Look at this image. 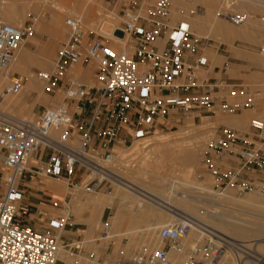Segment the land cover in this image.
Wrapping results in <instances>:
<instances>
[{
	"label": "built area",
	"instance_id": "obj_1",
	"mask_svg": "<svg viewBox=\"0 0 264 264\" xmlns=\"http://www.w3.org/2000/svg\"><path fill=\"white\" fill-rule=\"evenodd\" d=\"M122 7L120 29L126 43L119 49L87 29L80 18L66 19L68 37L52 67L34 72L42 92L59 96L62 102L32 118L4 111L1 103L23 91L25 77L9 69L34 34L37 17L30 14L22 26L0 21V72L7 77L0 89V264H65L63 249L83 256L84 240L74 245L61 239L71 215L65 202L49 201L50 208L63 211L47 216L53 232L38 230L20 218L27 208L25 188L30 181L65 182L73 192L111 189L122 183L118 173L132 159L125 152L129 144L152 130L187 117L236 116L256 106L258 95L249 85L210 80L201 53L208 38L195 34L186 19L173 18L172 0H129ZM223 16L235 26L248 20L244 13ZM115 30L111 37L119 39ZM90 63L97 69L93 84L85 85L75 70ZM263 132L264 119L259 117L250 120L245 134L218 126L203 156L216 191L233 186L239 192L264 195V147L256 142L264 140ZM225 156L235 165L230 170L218 164ZM189 223L181 218L162 226L157 232L160 247L142 246L126 260L121 253L116 264H174L172 254L184 255L183 264H218L228 247L236 256L251 252L242 242L233 244L212 231L203 232V241L185 250ZM109 232L110 223L104 222L101 238ZM102 240L92 242L100 247ZM248 256L255 264H264L263 256ZM85 257L93 263L98 260L94 252Z\"/></svg>",
	"mask_w": 264,
	"mask_h": 264
},
{
	"label": "bare ground",
	"instance_id": "obj_2",
	"mask_svg": "<svg viewBox=\"0 0 264 264\" xmlns=\"http://www.w3.org/2000/svg\"><path fill=\"white\" fill-rule=\"evenodd\" d=\"M17 1L18 0L0 1V18L3 19L5 23H9L10 25L15 24L17 21L20 20L23 11L28 8H31L32 10L39 9V6H37V4L39 3V0H24L25 2L22 4L21 3L18 4ZM208 2H209L208 4L209 6L208 7L206 6V7L209 9V12H208V9H207V12L209 16L211 15L212 16L211 18L214 19L209 24H211L214 30L216 29L220 31L219 32L220 34L222 32V33H226L227 35H236L237 32H240V34L242 33L241 35H244V36L246 35V28H247L246 23L247 22L244 23L246 27L243 26L244 24L236 27L228 23V21L224 22V20L222 23H220L219 18L221 17L219 16L221 14L212 13V10L216 8V5L218 4L219 0H210ZM222 2H223L222 4L224 8L223 6L221 7L218 6L220 11H222L221 12L222 15L226 14L227 13L226 11L230 8H233L234 10L235 9L241 10L240 12L243 13V12H247V10L250 8L256 9L257 12H259L261 11L260 7L264 6V5H261V3L259 4V2L257 1L255 2L257 6L254 8L253 6L254 1L252 2V0H223ZM174 3L175 5L176 3L177 5L181 4V5H178L176 8H174V16H176V18L178 19L179 18L184 19L183 14L187 12H185L186 10L184 11V7H179V6H182V3L179 0H175ZM184 3L185 2H183V5L187 4V3L185 4ZM203 3H206L205 0ZM175 5H173V7ZM186 7H188V5H186ZM190 8L192 9V7ZM92 15L93 14H91V8H90L89 10H86V13L84 14V18L88 20ZM185 15H186L185 17H187V14ZM248 15L249 14H247V16ZM51 17L57 20L58 25L61 24V21H62L61 16L51 14ZM99 17L97 15L96 17L97 20ZM44 18H42V21L44 20ZM96 18L94 17L93 19H96ZM250 18H252V16H248L249 20ZM101 19H102L101 21L96 22L97 23L96 29L98 33H100L104 37H107L115 45L121 44V47H122V44L126 43V39L124 40L123 39H113L111 37V34L115 28L120 29L119 28L120 26L116 22L118 21L116 17L115 18L104 17ZM200 19H197V20L200 21ZM192 20L195 21L194 18ZM198 24H201V23L199 22ZM207 24H208V21H207ZM13 26H16V25H13ZM201 26L197 25L196 27L199 28ZM202 28L203 27H201L200 29ZM59 30L62 31V29L60 28ZM50 52H51L50 49L47 50L46 52H43V53H46V56L43 57L44 59H41L36 56L35 57L32 56L27 51V49L25 50V48H23L22 50L19 51L17 60L10 67L9 69L10 73L12 71V73L19 72L21 74L28 75L29 77L28 86H26L27 87L26 90L24 89V92H26L27 94H30L33 91H38L40 95L42 94V90H41L42 88L40 89L41 85L37 84L36 83L37 80L33 79L34 73H33L32 67L37 66V67L47 69L50 63V58H49ZM263 56L264 54L260 52V55L257 54L256 57L264 61ZM5 81H7V77L0 72V84L4 83ZM38 101L42 102L43 104H47L48 99H46L45 97V100H42L40 99V96H38ZM1 107L4 111H11V112L16 113L17 115H24L26 111H28V113L30 114H33L32 112L33 107L29 109L28 107H23V98L21 97V94L7 98L1 103ZM244 119L245 117H240L236 121L237 123H234L235 121L233 122V120H232V123L239 124L240 122L239 126H241L244 123L243 121ZM164 136L166 135L153 134L149 136V138L147 137L148 139L145 137L144 139L138 140L133 143L132 150L135 155L138 154L139 159L141 158L139 160L140 166L138 167H140L142 171L144 169L142 168V166L144 165L147 166L148 165L147 163L150 161V160L148 161V159L150 158L148 159L146 158H147V154L150 153V151L152 150V148L150 149V151L146 149L152 145L162 146V147L165 146L166 143H168V140ZM198 151H199L198 146L195 143H193V144L184 145L181 151L179 152V154L181 158L184 160L183 163L195 164L200 159ZM133 153L130 156L133 157L134 156ZM179 154L177 153L175 156H179ZM150 155L152 156V154ZM156 158L159 159L160 157H158L157 155ZM161 160L162 159L160 158L159 161L161 162ZM126 165L127 163L124 164L125 166L123 168L124 170L118 173L120 175V178L122 179V183L114 184L115 186L107 195L105 196H96V195L89 196L88 195L86 198V201H84L85 197L83 200V198L77 194L72 197L69 204L66 203L67 206L70 209H73L75 213H82L85 209V206L89 207L91 210V215H90V219L88 223H90V226L93 227L96 222L97 223L99 222V218H100L101 212L104 209V207L113 206V204L116 203V212L109 220L110 228L111 229L115 228L116 230L121 229L123 227V224L126 222V217L128 216L130 226L127 228V231H124V234L122 235H127L135 239L137 238L136 236L139 234H141V236H143V234L144 235L146 234L147 236L148 235L151 236L150 234L157 236L158 234L157 230L163 225H166V224L168 225V222L170 221L172 217L176 219L188 218L191 223H189V228L184 238V241L186 239V242H185L186 244L190 245V243H193V241H199L200 240V239L198 240L199 233L202 234L203 232L212 231L218 237L224 238L226 240H230L233 244H236L237 242H242L245 248H247L248 250H251V252L244 251L245 253L243 254L240 252H237V254H242V256L246 255L245 259L243 258L240 259L241 258L240 255L236 256L232 248L228 247L223 253V255L221 256L220 260L218 261V264H255L254 261H251V258L248 256V254L260 255L264 257V249L262 248L264 246V215L256 214V216L254 217L253 216L246 217L244 215L245 212H248L249 210H254L252 207H254L256 211H258L257 209L260 208L258 213L264 214V200L257 193H249V194H246L243 198L239 199L236 197L235 190L233 189H228L226 192L220 195H217V194L212 193L208 189L209 186L205 187L204 189L202 186L200 188L202 190H205L207 202L211 201V204L207 203L205 200L204 201L205 203L203 204L206 205V209L203 208V212H199V209L196 211L195 204L201 203V200L197 199L195 196L192 195L193 194L192 189H191L192 184L190 185V183L187 182V180L177 181L178 185L184 187V189H182L183 190L182 192L180 191L181 189L177 188L175 181H172L169 179V182L165 183L164 181L160 180L162 179L161 176L159 178H150L148 181H145L144 179H142L141 183H139L138 185L137 184L138 178L136 175V171L138 169H136L135 166L132 167L133 166L132 165L130 166L131 171L128 172L129 170L125 171ZM147 169H149L148 166H147ZM50 181H55V180H52V179L45 180L44 179L41 182H50ZM55 182H61V181H55ZM61 190H62V185L61 186L56 185L54 187H51L50 185L46 186V192L49 195H53V196L62 195L64 197L66 195V192L64 193V191H61ZM214 198H217V199L213 200ZM225 202L226 204H223ZM228 204H230L231 206H229ZM234 206H238V209L236 208L237 210H232L234 209ZM143 232H146V233H143ZM120 233H121V230H120ZM64 251L65 249H63L62 253ZM232 254H234L235 256H232ZM65 255L67 256V254ZM182 257H183L182 254H173L172 261L174 262V264H183Z\"/></svg>",
	"mask_w": 264,
	"mask_h": 264
},
{
	"label": "rangeland",
	"instance_id": "obj_3",
	"mask_svg": "<svg viewBox=\"0 0 264 264\" xmlns=\"http://www.w3.org/2000/svg\"><path fill=\"white\" fill-rule=\"evenodd\" d=\"M0 1H2V0H0ZM128 1L129 0H39V3L37 4V6H39V9L32 10L31 8H28V9L24 10L22 13V16H21L22 19L20 18V20L17 21L13 25L22 26L27 21L28 16L30 14L37 17L38 20L35 24V32L32 36H29L27 38L23 48H25L27 46V44L30 42L31 39L35 38L36 34L42 36V39L40 40L41 43L37 41L36 44H37V46H39L42 43L45 45H50L51 46L50 47V50H51L50 56L51 57H50V63L48 65L47 69H44L41 67H38V69L39 70H48L53 65V60L56 58V54H57L58 49L60 48L61 43L65 42L67 40L68 28L65 24L66 19L78 17L82 20V22L84 23V25L86 26L87 29L95 31V33L97 35L101 36V38L103 37V38L108 39L107 37H104L103 35L98 33V31L96 29L97 28L96 22L101 21L102 20L101 18H104V17H109V18H115L116 17V19L118 20L116 22L121 27L122 26L121 12H122V8H123L122 6L125 2H128ZM182 1L187 3L186 5H188L189 8L186 7V5H183ZM182 1H181L182 6H179V7H184V11L186 10L185 12H187V13H185V12L184 13L187 14V17H188V18L185 17L186 15L184 14V19L186 18L187 21H190L191 26H192V19L195 16H198V14L202 15L205 13V8H204L205 4L201 0H185V1L182 0ZM222 1L223 0H219L218 4L216 5V8H214V10H212V13L213 14H221L220 16L219 15L218 16L227 21V19L222 15V13H221L222 11H220V9H219V7L223 6ZM262 1H264V0L259 1V3H261V5H263ZM24 2H25L24 0H18L17 1L18 4H20V3L22 4ZM172 2H173L172 6L175 5V3H174L175 0H172ZM56 5H57V7H56ZM178 5H181V4H178ZM178 5L176 3V5L173 7V9L176 8ZM190 7H192V9ZM90 8H91V14H93L91 16L92 18L90 17L88 20H86L84 18V14L86 13V10H89ZM223 8H224V6H223ZM261 8H264V7L263 6L260 7V10L262 11ZM191 11H195V13L193 15H191V18H190L189 13ZM240 11L241 10H238V9L234 10L233 8H230L226 12L232 13V14L242 13ZM250 11H252L251 8L248 9L247 12H243V13L249 14ZM261 11L256 12V13H252V16H254V17L257 15L260 16V22L262 25V26H258L256 33H262V29L264 28V22L261 20L262 17L264 16V12H261ZM51 14H55L57 16L62 17L61 24H59V28L62 29V31L60 30L62 35L57 40L54 39V36L51 33L44 31V30L39 28L40 23L42 21V18L45 17L44 19L46 21H49L51 19ZM97 15H98V17L100 16L98 18V20L96 18ZM94 17L96 19H93ZM173 18L175 20H180V18L179 19L176 18V16H174V14H173ZM0 21L5 23V21H3V19H1V18H0ZM246 22L248 23L249 20ZM247 23H246V26H247ZM7 24H9V23H7ZM233 26H235V25H233ZM243 26L246 27L245 24ZM57 28H58V26H57ZM192 29H193L194 33L197 34L198 36L207 37L208 39L215 40L218 44L222 43L220 38L214 37L213 34H210L207 32L206 33H200L193 26H192ZM110 45L114 46L115 48H119L121 46V44L115 45L112 41H110ZM260 46L262 47V49L264 48V44H260ZM43 52L40 53V49H39L36 51H32V53L34 55H32V54L31 55L34 57L36 56L38 58L44 59L43 57L46 56V53H43ZM260 52H261V49L257 52V54L260 55ZM96 69H97V67H96L95 63H90L89 65H87L85 67H77L75 70V74H76L75 76L83 84L92 85L94 82V75H95ZM35 71L36 70L33 69V73ZM11 73H12V71H11ZM14 73H18V74L25 77V80H26L25 85H24L23 91L21 92V97L23 98V107H28V109L33 107L32 108L33 114L28 113V111H26L24 113V115H17L16 113L11 112V111H8L9 113H12L15 116L20 117V118H24V117H28V118L31 117L32 118V117H35L38 114H40L45 108H49L51 106H57L58 104H60L62 102L61 97L49 96V95L43 94V92L41 95L38 91H33L30 94H27L26 92H24V89L26 90V88H27L26 86H28V82H29L28 75L27 74H21L19 72H14ZM33 79H35V77ZM4 83H7V81H5ZM4 83L0 84V89L2 88V85ZM36 83L41 85L38 81H36ZM40 89H41V86H40ZM38 96H40V99H42V100H45V97H46V99H48L47 104H43L42 102L38 101ZM259 98H264V96H261V95L257 96L256 105H258V103L260 102V101H258ZM247 111H249L251 114H250V116L246 117L243 120L244 123L241 126H239L240 122H239V124H234V123H237L236 121L246 111H243L241 114L236 115V116H216L215 118L202 117L200 119H195V120H193L192 117L182 118L181 121L178 123H174L173 125L169 124V125L163 126L161 128H157L155 130H152L150 132V134L147 136L148 138H149V136H151L153 134H162V135H166L164 137H166V139L168 140V143H166V145L163 147L152 145L146 149V150L150 151V149L152 148L150 153H148L149 156H148V154H147V158L145 156L146 159L150 158V159H148V161L149 160L151 161V163H150V161L147 163L148 164L147 166L149 167V169H147V166H145V165L142 166V168H144L143 171L146 173H144L142 171V169L140 167H138V166H140L139 160L141 158L139 159L138 154L135 155L133 153V150H132L133 144H131L132 146H130V144H129V148L127 149L128 151L126 150L125 152H128L127 153L128 157H132V156H130L132 153L134 154V156L132 157L131 161H129L130 162L129 165L128 164H127L128 166L126 165L125 171L129 170L128 172H130L131 171L130 166H132V165H133L132 167L135 166V168L138 169L136 171V175L138 178L137 179L138 185H139V183H141L142 179H144L145 181H148L150 178H159L161 176L162 179H160V180L164 181L165 183H168L169 179L172 181H175L177 188L181 189L180 190L181 192L183 191L182 189H184V187L178 185L177 181H180V180L186 181L187 180V182H189L190 185L192 184L191 185V187H192L191 189L193 192L192 195L195 196L197 199L201 200V203L195 204L196 205V211L199 209V212H203V208L206 209V205H204L203 203H205L204 202L205 200L207 202L205 190H202L200 188L202 186H203V189L205 187L209 186L208 189L212 193L217 194V195H220V194L226 192L228 189H233V190H235L236 197L239 199L243 198L246 194L257 193L264 200L263 194L261 195L260 193H258L256 191L239 192L233 186H228L225 190L216 191V188H214V185H213L214 178L205 169V166L203 163V156L207 150V146H206L207 140L211 136L213 137L215 135V132H216V129L218 128V126H221V125L228 126L230 128L237 129L241 134H245V133H249V122L252 118L259 117V118L264 119V110H262V111L260 110V111H258V113L255 111L251 112V110H247ZM234 117H236V118L239 117V118L238 119L235 118L233 120V122L235 121L234 123H232V121H231V123L233 125L231 123L226 122L227 120L233 119ZM193 143H195L198 146V150H199L198 154L200 156V159L195 164L183 163L184 160L181 158L179 152L181 151V149L184 145L193 144ZM177 153L179 154V156H175ZM150 154H152V156ZM157 155H158V157H160L162 159L161 162L159 161L160 158L159 159L156 158ZM151 158H152V160H151ZM184 164H185V166H184ZM218 164H219V166H221V168L227 169V170H230L232 167L235 166L234 164H232L231 158L229 156H225L223 161L221 163H218ZM36 181L37 182H34V185L30 184V188L29 187L25 188L27 190V200L26 201H27V203H31L35 206H39L40 209L47 211L48 214H50V215H52V214L53 215H55V214L59 215V214H62L63 211H62V208H60V210L57 211V210H54V209L49 208L47 206L39 205V203L41 202V200L43 198L46 199V197H44V195L41 193V190H42L41 187H43V186L50 185L51 187H54L56 185H60V186L62 185L61 191H64V193L66 192V195L64 197V202H66L68 204L74 195L78 194L82 198H84V197L87 198L88 195L89 196H95V195L96 196H105L115 186V185H113L111 189L104 188L103 190H101L98 193H85V192H73V190L68 188V186L65 182H55V181L41 182L42 180H40V181L36 180ZM197 185H198V187H197ZM50 198H47L46 201L47 200L48 201L53 200V201H57V202L63 204V201L61 200V197H59V196L53 197V199H50ZM215 199H217V198H214L213 200H215ZM207 203L211 204V201H208ZM223 204H226V202ZM228 205L231 206L230 204H228ZM31 208H32V210L30 212H28V215H30V220H33L35 222V228L38 230L46 231V232H53V230L48 229L47 223H43L42 224L43 227L39 226L40 223L38 220L39 219L38 215L35 213V210L33 209V207H31ZM110 208H112V209H110ZM236 208L238 209V206H234V209H232V210H237ZM252 208L254 210H249L248 212L244 213V215L246 217H248V216L254 217V216H256V214L264 215V214L258 213L260 208L257 209L258 211H256V209L254 207H252ZM115 209H116L115 206L104 208V210L102 212V217H101V224L98 226V234L96 236H87L84 233H78L79 231H82V232L85 231L87 229V225L83 219L79 220V218L76 215H74V213L71 211L70 220L68 221V224L66 225V228L64 229V232L61 233V239L64 243H74V241H76V240H80V239L83 240L84 239V245H83L84 249L82 251L83 256H73L69 253L68 250L67 251L65 250L61 255V260L64 261L66 259L64 261L65 263L67 262L66 264H75L76 262H79L80 264H93V262H91L89 259H87V257H85V258H82V257L89 254V252H94L96 254V259L99 260V261L97 260V262L95 261L96 264H116L117 261L120 259L121 253L125 254V255H123L124 259L125 258L129 259L132 257L134 252L138 248H141L142 246L148 245L151 248H157V247L161 246V241L158 237V234H157V236L152 235V234H150L151 236H149V235L147 236L146 234H145L146 236L144 234H143V236H141V234H139L136 236L137 237L136 239L132 238L130 236H127V235H122V234H124V231H127V228L130 226L128 216L126 217V222L123 224V227L121 229L116 230L115 228H113V229L110 228V232H109L110 235L107 238H103V237L101 238V235H103L102 234V224L104 222L110 223V221H109L110 217L113 215ZM25 210H27V209L22 210L19 215H21V216L24 215L23 212H25ZM87 215H88V213L85 212L83 214V217H86ZM20 218L23 219V217H20ZM174 220H176V218L172 217L170 219V221L168 222V224ZM163 226H165V225H163ZM120 230H121V233H120ZM143 233H146V232H143ZM202 236L203 235L201 233H199L198 234V240L199 239L200 240L199 241H193V243H190V245L185 243L186 242V239H185V241H184L185 250L192 247L195 244V242H196V244H199L201 240L203 241ZM141 237H143V238H141ZM96 238L103 239L102 241L99 242L100 247L96 246L95 243L92 242V240H94ZM262 248L264 249V246ZM73 251H76V250L74 249ZM74 253L77 254V252H74ZM65 254H67V256ZM237 255L238 256L240 255V257H241L240 259L243 258L242 254H237ZM172 256H173V254H172ZM232 256H235V255L232 254ZM234 260H235V258H234ZM183 261H184V255L182 257V262Z\"/></svg>",
	"mask_w": 264,
	"mask_h": 264
},
{
	"label": "crops",
	"instance_id": "obj_4",
	"mask_svg": "<svg viewBox=\"0 0 264 264\" xmlns=\"http://www.w3.org/2000/svg\"><path fill=\"white\" fill-rule=\"evenodd\" d=\"M179 1L181 2L182 0H179ZM208 1H210V0H205L206 3H204L205 4V7H204L205 13L202 15L198 14L199 17L198 16L194 17L195 21L192 20V26L198 32H200V33H202V32L203 33H206V32L209 33L210 32V34H213L214 37H216V36L219 37L220 40L222 41V43L218 44L215 40L208 39V40L204 41L202 44L201 53L205 58V61H206L205 67H206V71L208 72V76H209L210 80L225 79V80L232 82V83L247 84L251 87V89H253V90L255 89L254 91L258 96H260V95L264 96V61L260 60L258 57H256L257 52L260 49H262L260 44H264V28L262 29V33H256L258 26H262L261 22H260V16H258V15L255 17L252 16V13H256L257 10L252 9V11H250L251 13L249 12V16H252V18H250V20L248 19L250 22L248 23L247 28H246V35H245L246 37L244 35H241L242 33L240 34V32H237L238 35L237 34L236 35H227L226 33H222V32L220 34L219 33L220 31H218L216 29L214 30V28H212L211 24H209L214 19L211 18L212 16L211 15L209 16V14H208V12H209V9L207 8L209 6ZM257 1L259 2L261 0H252V2L254 3V5H253L254 8L257 6L255 4V2H257ZM202 2H204V0ZM262 4L264 5V1H262ZM207 9H208V12H207ZM261 9H262L261 12H264V8H261ZM196 18L197 19L201 18L202 21H201V19L199 21ZM207 18H208V20H207ZM219 19H220L219 20L220 23H222L224 20L223 18H219ZM203 21L206 24H204ZM207 21H208V24H207ZM225 21L226 20H224V22ZM188 22H190V21H188ZM193 22H194V24H193ZM199 22L201 24H198ZM189 24H190V27L192 28L191 23H189ZM197 25H200V26L202 25L201 27H203L202 28L203 30L200 29L201 27H199V28L196 27ZM57 26H58V28H57ZM39 28L44 30V31L51 33L54 36L55 40L59 39L60 36L62 35L60 30H59V25L57 23V20L52 18V17L49 21H46L45 19L43 21H41ZM250 38H252V39H250ZM41 39H42V36L36 34L35 38L31 39L30 42L27 44V46L25 47V50L27 49V51L32 55H34L32 53V51H36V50L40 49V53H41L43 51L46 52L47 50H49L51 47L50 45H45L42 43L39 46H37L36 42L38 41L41 43V41H40ZM50 57L51 56L49 55V58ZM33 69L36 71L39 70L37 66H33L32 70ZM258 101H260V102L253 109H251V112L255 111L258 113V111L264 110V98H259ZM250 114L251 113L249 111H246L240 117L246 118V117L250 116ZM235 118L236 117H234L233 119H229L226 122L231 123V121L234 120ZM262 136L264 138V132L262 133ZM256 142L259 145L262 144L264 147V140H257ZM34 182H37V181L32 180L27 184V186L30 188V184L34 185ZM46 186L41 187V189H42L41 193L44 195V197H46V199L49 197H52V199H53V197H56L53 195H49L46 192ZM59 196H61V199H63L62 201L64 202L65 196L64 197L62 195H59ZM43 199L41 200L39 205L47 206L50 208L49 201L48 200L46 201V199H44V200ZM83 200H84V198H83ZM84 201H86V198ZM113 206L116 207V203H114ZM31 207H33V209L35 210V213L38 215V218H39L38 220L40 223L39 226L43 227L42 224L47 223V216L50 214H48L47 211L40 209L39 206H35L31 203H27V208H26L27 210H25V212H23L24 215H22V216L20 215V217H23L22 220L24 222H26L27 224H29L35 228V222L33 220H30V215H28V212H30L32 210ZM107 207H112V206H107ZM107 207H104V208H107ZM110 209H112V208H110ZM70 210L74 213V215L79 217V220H82L84 218L83 220L85 221V223L87 225V229L85 231H83V232L79 231L78 233H84L87 236H96L98 234V226L101 224V217H102V212L104 209L101 212L99 222L98 223L96 222L93 227L90 226V223H88V221L90 219V215H91V210L89 207L85 206V209L82 213H75L73 209L69 208V212H71ZM85 212L88 213L89 216L87 215L86 217H83V214ZM115 212H116V209H115L113 215L115 214ZM61 232H64V230H62ZM80 241H82V240L81 239L76 240L72 244L78 245V243ZM93 264H95V262Z\"/></svg>",
	"mask_w": 264,
	"mask_h": 264
},
{
	"label": "water",
	"instance_id": "obj_5",
	"mask_svg": "<svg viewBox=\"0 0 264 264\" xmlns=\"http://www.w3.org/2000/svg\"><path fill=\"white\" fill-rule=\"evenodd\" d=\"M113 35L119 39H124L125 36L124 31H122L121 29H116Z\"/></svg>",
	"mask_w": 264,
	"mask_h": 264
}]
</instances>
